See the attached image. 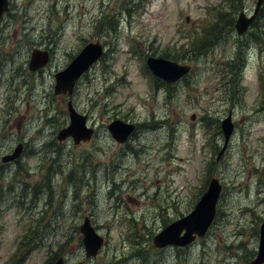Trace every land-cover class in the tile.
Instances as JSON below:
<instances>
[{"label":"rangeland","instance_id":"obj_1","mask_svg":"<svg viewBox=\"0 0 264 264\" xmlns=\"http://www.w3.org/2000/svg\"><path fill=\"white\" fill-rule=\"evenodd\" d=\"M257 1L10 0L0 24V264L55 255L66 264H250L264 220V15L242 35L236 22ZM96 41L105 52L72 95L95 134L60 142L68 96L54 93L55 74ZM34 48L50 52L36 71ZM164 54L190 74L157 79L147 59ZM230 113L234 132L218 158ZM115 119L135 124L125 143L108 131ZM22 142V155L3 162ZM213 176L222 194L205 236L158 248L155 236L195 208ZM85 217L104 238L93 258Z\"/></svg>","mask_w":264,"mask_h":264},{"label":"water","instance_id":"obj_2","mask_svg":"<svg viewBox=\"0 0 264 264\" xmlns=\"http://www.w3.org/2000/svg\"><path fill=\"white\" fill-rule=\"evenodd\" d=\"M263 4L264 0H258L254 13L250 16L244 11L239 14L236 22V30L239 35L244 34L255 21ZM9 5L10 0H0V24L4 14L9 10ZM103 52L104 48L100 41L89 42L63 70L55 74L54 93L69 96L67 102L69 123L58 131L57 138L59 141L72 138L76 144H80L89 141L95 134V128L88 124V115L79 112L75 108L72 95L78 80L101 58ZM49 61L50 52L48 50L34 48L29 61V69L36 71L46 66ZM147 61L152 71L167 82H177L191 70L190 65L181 64L164 57L150 56ZM232 119L233 117L230 113L222 121L225 142L218 154V158L226 150L234 132ZM107 128L115 141L122 144L126 142L134 131L135 124L122 119H115L108 124ZM23 149L24 144L19 143L13 152L4 155L2 160L11 162L18 159L22 155ZM221 192L222 184L220 180L217 177H212L207 190L203 193L195 208L184 217L170 223L162 232L157 234L154 238L155 245L157 247H166L172 244L185 246L195 241L197 236L203 237L215 218ZM80 230L83 234L86 256H97L104 244V238L98 234L89 217H85ZM54 264H65L64 257H59ZM250 264H264V221L260 225L258 253Z\"/></svg>","mask_w":264,"mask_h":264},{"label":"trees","instance_id":"obj_3","mask_svg":"<svg viewBox=\"0 0 264 264\" xmlns=\"http://www.w3.org/2000/svg\"><path fill=\"white\" fill-rule=\"evenodd\" d=\"M219 14H220V11H219ZM264 15V8L262 7V9H261V11H260V13H259V16H263ZM258 16V17H259ZM207 31V30H206ZM197 54H200V52H198V53H195V54H193V55H191V56H198ZM165 55V57H167V58H174V59H178L177 57H171V56H168V54H164ZM179 60V59H178ZM263 75V74H262ZM263 77H264V75H263ZM153 79H154V77H153ZM158 79V78H157ZM56 257V255L55 256H53V257H51V258H49L48 260H47V264H53V260H54V258Z\"/></svg>","mask_w":264,"mask_h":264},{"label":"bare ground","instance_id":"obj_4","mask_svg":"<svg viewBox=\"0 0 264 264\" xmlns=\"http://www.w3.org/2000/svg\"><path fill=\"white\" fill-rule=\"evenodd\" d=\"M103 54H104V53H103ZM102 56H103V55H102ZM102 56H101V58H102ZM101 58H99V59H101ZM99 59H98V60H99ZM174 61H175V60H174ZM147 66H148V68L151 70L152 74H153V75H155V77H156V78H158V79H160V80H163V81H164V79H162V78L158 77V76H157V75H156V74H155V73L152 71V69L150 68V66L148 65V63H147Z\"/></svg>","mask_w":264,"mask_h":264},{"label":"flooded vegetation","instance_id":"obj_5","mask_svg":"<svg viewBox=\"0 0 264 264\" xmlns=\"http://www.w3.org/2000/svg\"><path fill=\"white\" fill-rule=\"evenodd\" d=\"M24 144V143H23ZM24 147H25V144H24ZM2 167V166H1Z\"/></svg>","mask_w":264,"mask_h":264}]
</instances>
